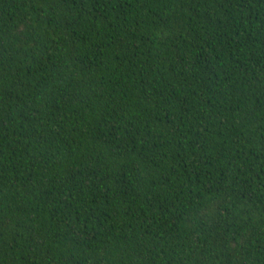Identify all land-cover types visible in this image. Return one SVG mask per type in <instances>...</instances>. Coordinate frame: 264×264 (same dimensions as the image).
<instances>
[{
    "label": "trees",
    "instance_id": "trees-1",
    "mask_svg": "<svg viewBox=\"0 0 264 264\" xmlns=\"http://www.w3.org/2000/svg\"><path fill=\"white\" fill-rule=\"evenodd\" d=\"M0 264H264V0H0Z\"/></svg>",
    "mask_w": 264,
    "mask_h": 264
}]
</instances>
